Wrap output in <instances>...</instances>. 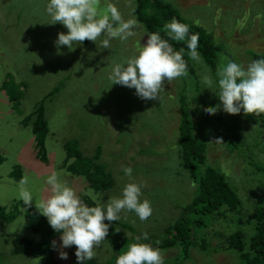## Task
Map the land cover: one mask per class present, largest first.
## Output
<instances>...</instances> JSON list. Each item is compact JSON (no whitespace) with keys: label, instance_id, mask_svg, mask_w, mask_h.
Returning a JSON list of instances; mask_svg holds the SVG:
<instances>
[{"label":"rangeland","instance_id":"374dc122","mask_svg":"<svg viewBox=\"0 0 264 264\" xmlns=\"http://www.w3.org/2000/svg\"><path fill=\"white\" fill-rule=\"evenodd\" d=\"M167 1L175 4L186 19L213 33L223 48L219 64L221 57H227L246 67L255 60L253 50L264 54V0ZM111 2L124 19L138 20L136 0ZM45 6L46 0H0V156L4 157L0 164V206L5 209L0 216V264H49L52 246L39 254L15 253L16 236L42 242V237L26 226L29 205L21 204L18 183L29 177L27 187L33 191L34 206L50 194L46 179L53 172L60 173V179L80 196L93 189L84 175L72 172L80 169L77 160L67 159V147L75 148L67 144L77 140L84 156L92 157L94 169L96 165L106 167L115 181L112 186L94 189L96 204L122 196L124 186L131 182L123 167L130 166L135 181L144 185L141 199L149 200L153 208L152 215L144 221L127 210L122 211L119 221H105L110 224L109 233L94 249L95 261L108 264L114 255H119L125 245L115 250L117 233L128 245L136 237L152 245L160 243L168 225L183 216V206L193 200L199 189L180 157L182 94L198 113L192 116L196 134L207 138V161L199 170L213 166L223 171L237 190L242 209L221 216H193L203 221L201 226L205 228L198 230L197 237L205 240L206 248L202 246L204 242L192 247L185 262L178 247L163 249L164 264L170 259L174 260L170 264H240L237 250H217L212 245L226 234L245 231L249 239L252 232L250 218L264 199V114L232 115L223 111L216 94V73L199 52L200 59L194 60L198 78L183 75L171 82L165 80L160 99L142 100L135 95V89L112 85L108 79L115 64L136 56L137 48L146 43L150 33L142 22L138 20L135 34L127 41L113 39L110 49L100 46L101 37L96 43L77 42L71 51L62 46V54H57L54 41L58 33H66L67 29L60 23L49 24ZM240 24H244L242 28ZM242 31L247 32L246 37L257 38L244 41ZM205 76L213 79L212 86L203 84ZM6 81L5 89L2 86ZM13 93L19 96L17 102L10 99ZM218 105L215 114L205 115ZM41 111L50 129L44 140L47 161L37 156L40 149L32 128V121L39 118ZM25 119L31 120L29 126ZM240 139L243 144L232 150L229 142ZM96 150L100 151L97 157ZM67 162L72 163L69 168ZM19 164L21 175L14 177L11 172ZM191 226L198 228L197 223ZM60 236L53 239L57 244L56 260L60 264H77L75 246L60 248ZM60 251L68 253L67 260L60 259Z\"/></svg>","mask_w":264,"mask_h":264},{"label":"clouds","instance_id":"9594fccd","mask_svg":"<svg viewBox=\"0 0 264 264\" xmlns=\"http://www.w3.org/2000/svg\"><path fill=\"white\" fill-rule=\"evenodd\" d=\"M45 12L51 19L50 25L60 23L67 29L66 33H58L54 41L57 54H62V46H67L71 51L77 42L89 40L96 43L101 37L100 46L110 49L113 39L127 41L139 26L137 19H124L111 0H46ZM163 31L168 39L162 38L160 32L147 35L146 43L137 48L136 56L126 58L111 68L108 79L112 85L135 89V95L142 100H156L160 99L165 80L171 82L187 74L185 49L174 50L169 40H187V54L191 59L198 60L199 34L189 35V25L175 17L164 24ZM202 82L210 87L213 79L205 76ZM215 83L218 87L216 94L226 113L264 114V58L253 60L245 67L232 59L221 57ZM219 107L208 109L205 115L215 114ZM123 173L131 178V182L124 186L122 196L110 197L106 203H97L95 206L85 204L77 191L60 179V173L53 172L47 177L50 194L36 206L41 215L48 219L49 225L61 233L60 248L75 246L77 264H85L95 257L94 249L106 240L109 233L110 224L105 221H119L124 210L134 212L141 221L152 215L151 202L141 199L143 183L135 181L130 166L123 167ZM28 184L27 176L19 181L18 198L30 206L34 195ZM84 195L92 201L97 199L94 189H88ZM143 239H148L147 233ZM52 244L56 248V241ZM59 255L60 259H68L66 251H60ZM116 264H164V255L160 248L141 242V237H136L135 242L116 257Z\"/></svg>","mask_w":264,"mask_h":264},{"label":"trees","instance_id":"16d2710c","mask_svg":"<svg viewBox=\"0 0 264 264\" xmlns=\"http://www.w3.org/2000/svg\"><path fill=\"white\" fill-rule=\"evenodd\" d=\"M135 15L137 16L138 20L145 25L147 31L150 34L153 32H160L162 38L165 39H168V37L163 31V26L166 22L171 21L173 17L177 18L183 23L188 24L190 27L189 35L199 34L197 51L202 55L207 65L212 68L214 73L218 71L220 64L217 59L219 52H221L222 46L216 42L213 33L209 32L203 26L195 24L186 19L181 14L177 6L171 1L136 0ZM243 25L244 24H240L241 28ZM246 34L247 32L242 31V39L244 41L257 38L254 36L246 37ZM216 37L219 36L216 35ZM169 43L172 44L174 50L178 51L181 48L185 49L184 59L187 63L186 76L190 75L194 76V78H198V68L196 66V62L187 54V40L181 42L169 40ZM251 55L253 58H255V60L264 58L263 53H259L258 51L254 50L252 51ZM7 82L8 81H6L5 85H3L5 89L6 86H8ZM7 93L10 94L9 90ZM18 97L19 96L13 93L10 99L13 102H17L19 100ZM180 102L182 113L180 123V157L182 159V166L189 171L191 177L198 183L199 189L193 200L183 206V216L178 218L174 223L168 225L165 230V236L160 239V243H156L154 241L155 245L153 246L158 247L161 250L178 247L179 252L181 251L183 255V261L185 262L190 256L192 247H196V245L202 244L204 242V245L202 246L203 248H206L205 240L200 241V239L197 237L198 230H201L202 227L205 228V226H201L203 225V221L201 219H193L192 217L195 215L203 216L210 214L221 216L226 215L228 211H240V209H242V200L237 190L231 184L223 171L213 166H207L203 171L199 170L201 166L207 161V138H201L196 134L193 117L197 116L198 113L194 108L192 110L184 94L181 95ZM14 108H18L17 104L14 105ZM203 116L205 119H207L204 114ZM24 121H27V126L30 125V119H25ZM32 128L37 136V148L40 149L39 155L37 156L42 161H47V149L45 146L46 142L44 140L50 129L46 114L43 111H41V114L36 121H32ZM71 144H73L75 148L67 147V159H69V161L72 158L76 159L80 168L78 172H72L77 173V175H84L87 178L89 186L95 190H101L114 184V178L112 174L107 171L106 167H99L96 165V168L94 169V164L91 160L92 157L84 156L83 151L78 148V140L75 142H70L67 145ZM229 144L232 150H235L243 144V140H231ZM96 152L97 157L99 156L100 151L96 150ZM42 154H44L43 158L41 157ZM3 161L4 157L0 156V164L3 163ZM69 165H72V163L67 162L68 168ZM20 168V165H15L11 175L14 177H20ZM81 198L85 204L89 206H95L96 204L94 201L88 198V196L82 195ZM21 204H24L22 200ZM222 208H225L226 211L220 210ZM4 210V207L0 206V216ZM26 211V226L36 234L40 235L42 237V242H38L34 239L23 236H16L14 237V242L16 245L15 253L39 254L44 252V249L52 246L53 253H50L49 255V264H60V262L55 258L56 248H53L52 242L53 239L60 236L61 233L56 232L49 225L48 219L41 215L36 206L31 205ZM250 219L253 221L251 222L252 232L249 239H247L245 231H236L231 234L223 235L221 241H219L217 238V244L212 246L216 247L217 250L223 251L237 250L239 252L238 258H240V264H264V199L262 203L255 206L252 213V218ZM196 223L198 228L193 229L191 225ZM117 234L119 237L115 240V250H119L123 245L126 247L129 244L127 241H125L122 234ZM218 234H221V232ZM155 237L156 236L153 235V238ZM198 239L199 241H197ZM125 247L123 249H125ZM123 249L118 251L119 255L126 251ZM117 256L118 255H114L108 264H116ZM95 260L96 259L93 258L92 260L86 261L85 264H102L98 261L96 262ZM172 261L174 260H168V264H170Z\"/></svg>","mask_w":264,"mask_h":264},{"label":"crops","instance_id":"0c3cea01","mask_svg":"<svg viewBox=\"0 0 264 264\" xmlns=\"http://www.w3.org/2000/svg\"><path fill=\"white\" fill-rule=\"evenodd\" d=\"M3 85H5V83H4ZM2 87H3V86H2Z\"/></svg>","mask_w":264,"mask_h":264},{"label":"bare ground","instance_id":"6f19581e","mask_svg":"<svg viewBox=\"0 0 264 264\" xmlns=\"http://www.w3.org/2000/svg\"><path fill=\"white\" fill-rule=\"evenodd\" d=\"M20 165V164H19Z\"/></svg>","mask_w":264,"mask_h":264}]
</instances>
